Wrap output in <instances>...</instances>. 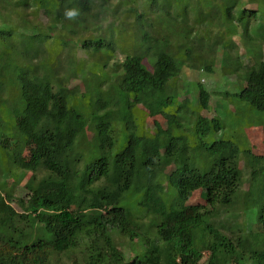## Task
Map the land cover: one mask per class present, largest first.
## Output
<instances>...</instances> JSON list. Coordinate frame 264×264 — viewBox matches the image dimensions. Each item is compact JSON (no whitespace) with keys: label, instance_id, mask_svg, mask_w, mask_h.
Masks as SVG:
<instances>
[{"label":"trees","instance_id":"1","mask_svg":"<svg viewBox=\"0 0 264 264\" xmlns=\"http://www.w3.org/2000/svg\"><path fill=\"white\" fill-rule=\"evenodd\" d=\"M1 1L9 9H0V56L5 54L12 64L0 63V147L15 145L17 131L37 151L25 163L11 150L13 166L26 168L32 161V168L53 171L26 181L21 213L8 207L3 192L12 191L22 174H14L11 187L0 181V264H51L54 256L71 251H78L81 264H122L124 256L112 233L126 237L136 251L126 264H264V155L253 154L245 144L240 153L230 138L215 137L222 126L218 118L201 113L210 93L200 80H182L178 86L186 58L195 57L187 64L190 76L200 68L212 75L219 60L226 77L234 76L225 89L236 98L233 109L226 105L228 111L243 109L257 117V124L264 121V115L251 113L264 114V60L256 58L242 74L225 65L226 36L240 34L233 10L241 1L198 0L197 10L195 0ZM61 6L78 8L79 17L54 21ZM107 9L111 20L104 25L98 20ZM121 10L133 14V22L127 25L117 16ZM190 11L199 26L205 23L203 31L176 25V19L187 22ZM41 12L46 20L39 18ZM58 26L92 31L91 39L74 44L75 55L68 59L86 92H95L89 97L88 116L69 102L70 93L59 86L61 78L47 58ZM262 30L264 36V25ZM241 32L245 35L247 26ZM200 36L207 43L214 37L219 46L210 60L192 52V39ZM118 50L124 59L119 71L110 74L109 56ZM10 84L22 88L19 102L9 104L2 97ZM130 98L145 109L152 130L136 132ZM157 119L165 123H154ZM86 127L94 130L97 147L90 161L77 168L78 156L72 154ZM161 146L168 156L196 159L169 177V204L158 181ZM197 189L205 190L207 204L186 205ZM235 205L255 207L257 231L243 226L240 234L229 236L220 228L216 219Z\"/></svg>","mask_w":264,"mask_h":264},{"label":"rangeland","instance_id":"2","mask_svg":"<svg viewBox=\"0 0 264 264\" xmlns=\"http://www.w3.org/2000/svg\"><path fill=\"white\" fill-rule=\"evenodd\" d=\"M117 1L119 0H111L112 3H116ZM132 1L141 2L142 0ZM195 1L197 2L195 3L194 8L196 10L200 9L201 3H199L198 0ZM239 1L241 2L237 3L235 9L233 10V15L237 19L236 20L234 18V20L236 21L234 23L237 24V26L239 24L238 31L240 34L232 35L230 38L226 36L228 40L226 39L227 41L225 57L227 56L228 58H225V65L227 66V69H236L238 73L242 74L244 71L249 69L251 65L254 64L256 58H261L264 60V36L261 35V32H263V30L260 31V29L264 25V0ZM0 9L3 12L7 11V9H9V5L0 0ZM64 13L65 8L61 6L59 8V11L55 12V15H53L52 18L56 22L59 19H65L66 21H68V19L65 18ZM43 16V12L39 13V18L41 20L45 19ZM117 16L125 18V22H127V25L134 20L133 14L125 12V10H121ZM193 17L194 12L190 11L189 20L187 22L176 19L175 23L176 25L185 27L191 31L194 30V28L201 30L204 29L205 23L199 22L202 24L199 26V24L196 23V19H194ZM241 18H243V21H239ZM110 20L111 13L110 10L107 9L100 15L98 21L101 24L105 25ZM216 21L220 22V20L215 19V22ZM244 26H247L248 29V32L245 35L241 32V29ZM176 28L178 27L176 26ZM252 30L253 34L251 32ZM92 37V31L87 28L81 27L76 29L75 31H72L58 26L53 30L51 34V38L48 44L49 55L47 56L51 65L55 66L58 77L61 78V80L58 81L61 82L59 86L63 87L64 89H68L70 93L69 96L72 99L69 97V102L74 103L75 106L80 109L86 116L89 115V97L91 95L94 96L95 92H86L82 82L80 81V74L74 70V67L72 68L71 66H69L68 59L71 58L70 56L73 57L75 55L74 51L77 49V46H75L74 44L82 43L85 40L91 39ZM105 38L109 39V37L106 35ZM192 41V52L200 51L197 53H201L203 58L206 60H210L216 55L215 51L219 46H216L217 43L215 44L214 37H212L211 42L208 43L206 42V40L201 38V36L197 37V39L193 37ZM254 45L255 51H252L251 48ZM215 46L217 48H215ZM124 54L125 53L118 50L116 53H113L112 56H109V60L106 65V70L108 71V73L114 74V72L119 71V69L121 68V61H123L124 59ZM0 57V63L3 66L12 64L10 60L6 58L5 54ZM194 58L195 57L193 55L189 58H186L185 63L181 68L178 86H181L180 84L182 80L192 79V82H194L195 79L200 80V82L210 93V101L208 103V107L201 113H204V115H207V117L209 118H218L222 126L221 130L216 132L215 137L220 136L224 138H230L234 142V144L238 146L240 153L243 151V145L245 144V147L249 146L253 154L264 155V121L260 124H257V117L254 118L252 115H247L246 110H239L240 113H230V111H228V109L226 108V105H229L230 109H233L232 104L236 103V98L235 96L233 97V93H231L233 92L232 90L228 91L229 94H225V89H227V87H230L228 83L229 81H232L234 76L232 75L231 77V75H229L228 77H226L227 70L223 71V69L226 68L222 67V64L219 60H215L214 62V73L212 75L206 73L205 70H200V68L196 73L197 76L196 74L190 76L187 64H191V61ZM111 77L113 78L114 76ZM240 86L243 87L244 82H241ZM101 87L105 89L106 84H103ZM54 88L55 90L59 89L56 86ZM21 94V87H19L17 84H10L6 87L2 97L6 98L10 104L19 102V100L21 99ZM129 101L131 103L133 115L135 117L134 121L136 132L141 133L146 130H152L151 126L153 125V123H151L152 120L147 116L145 109L141 105L136 104V102L132 98H130ZM216 102H218L219 104L221 103V105L223 106V108L221 107V110H219L218 108L220 107V105L218 107H214V104ZM251 113L255 116L264 115L261 113L260 115H257V112H254L252 110ZM228 115L230 119L228 118ZM153 122L159 123L161 125L165 123L163 119H157V122L153 120ZM250 122L254 124L256 123V125L253 124V126L247 127V124ZM14 134L15 137L13 138V141H16V143H14L15 145L10 144L8 145V147H0V181L6 180L11 187L12 182L15 179L14 174H22V178L17 182V186L11 187L13 189L12 191L7 189L3 192L4 199L8 207L12 210H15L17 213H21L23 212V208L20 205V202L23 201V204L25 205L28 193L27 189L24 186L26 181L28 179H38L43 175L51 173L53 170L50 168L47 169L44 166L32 168L30 167V165H32V161L31 164H26V168H17L15 167L16 165L13 166L12 160L10 159L9 155V152L11 150L15 153H19V155L21 154L20 159L24 160L25 163H27L31 155H33V153L37 151L36 146L29 144L24 135L19 134L17 131H14ZM96 139L97 137L95 136V132L91 127H86L76 138V147L73 151L75 154H72V156H78L77 168H81L84 164L90 161V158H92L93 147H97ZM190 158L186 159L185 156L180 154L168 156L164 153V148L161 146L160 157L158 161L160 162V169L162 173L158 181L162 184V192L167 204L170 203L173 197L172 188L169 184V177H172L181 172L184 164L187 161H193L194 163L196 162V159L194 157L191 156ZM244 178L245 176H243V179ZM241 184L240 190L243 189V185ZM240 198L241 196L239 197V199ZM205 199V190L197 189L185 201V204L204 206L207 204ZM236 206L237 205L228 209L227 213L222 212L216 219V223H220V228L222 230H225L229 236L240 234L241 232L239 231V227L243 226H245V228L247 226L249 228V231L251 232L257 231L258 228L256 224V216H254L253 213V211H256L255 207L243 210L242 208H235ZM70 208L75 209L76 205L70 204ZM146 221L144 219L142 222L145 223ZM112 237L124 256L122 264L131 262L132 259L136 257V251L130 247V244H128L130 242H127L128 239L122 235H119L118 233H112ZM133 243V248H137V243ZM152 246L155 247V245ZM51 264H81L80 254L78 253V251L62 253L61 255L58 254L51 259ZM245 264L247 263L245 262Z\"/></svg>","mask_w":264,"mask_h":264},{"label":"clouds","instance_id":"3","mask_svg":"<svg viewBox=\"0 0 264 264\" xmlns=\"http://www.w3.org/2000/svg\"><path fill=\"white\" fill-rule=\"evenodd\" d=\"M64 15L68 20H75L79 17L80 10L78 8H66Z\"/></svg>","mask_w":264,"mask_h":264}]
</instances>
